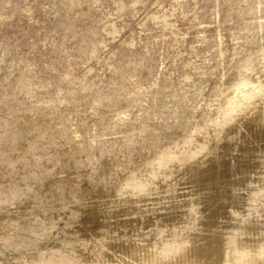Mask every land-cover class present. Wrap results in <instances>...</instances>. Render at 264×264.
<instances>
[{"label":"rangeland","instance_id":"obj_1","mask_svg":"<svg viewBox=\"0 0 264 264\" xmlns=\"http://www.w3.org/2000/svg\"><path fill=\"white\" fill-rule=\"evenodd\" d=\"M263 45L264 0H0V264H39L28 244L59 249L68 238L69 250L48 258L116 264L121 244L162 251L175 231L197 239L188 247L243 234L254 251L264 240V96L223 128L210 119L218 87L263 82ZM137 85L143 99L132 95ZM195 128L203 134L184 145ZM194 149L199 165L171 161L173 174L149 192L125 185L151 179L162 150L182 159ZM188 164L214 178L193 179ZM194 202L212 216L204 236L180 232Z\"/></svg>","mask_w":264,"mask_h":264},{"label":"bare ground","instance_id":"obj_2","mask_svg":"<svg viewBox=\"0 0 264 264\" xmlns=\"http://www.w3.org/2000/svg\"><path fill=\"white\" fill-rule=\"evenodd\" d=\"M178 2V1H177ZM124 8V7H123ZM172 15V14H171ZM158 17V16H157ZM109 18V17H108ZM165 19V18H164ZM111 26V25H110ZM263 26V25H262ZM165 27V26H164ZM115 28V27H114ZM166 28V27H165ZM109 29H112L111 27L109 28ZM106 31H108L109 32V30H106ZM115 31V30H114ZM111 32H113V30H111ZM110 33V32H109ZM113 34V33H112ZM118 35V34H117ZM111 36V35H110ZM104 45V44H103ZM105 46V45H104ZM264 46V45H263ZM264 49V48H263ZM258 52V51H257ZM250 54V53H249ZM252 54H255V52L254 53H252ZM263 54V53H262ZM259 55V54H258ZM253 56V55H252ZM251 56V57H252ZM259 56H257V57H255V58H258ZM255 58H253V59H255ZM261 58H264V57H261ZM260 58V59H261ZM245 59H247L248 60V58L246 57ZM251 60V59H250ZM250 60H249V62H250ZM246 61V60H245ZM248 61H246V63H247ZM258 62V61H257ZM262 62H263V60H262ZM261 62V63H262ZM264 63V62H263ZM250 64V63H249ZM253 64H255V63H253ZM257 64V63H256ZM251 65V64H250ZM249 65V66H250ZM262 65V64H261ZM241 66V65H240ZM244 66H246V65H243V67ZM254 66V65H253ZM260 66V65H259ZM263 66V65H262ZM239 67V66H238ZM242 67V68H243ZM255 67V66H254ZM257 67V66H256ZM261 67V66H260ZM264 67V66H263ZM237 68V67H236ZM242 68H240V69H242ZM250 68V67H249ZM262 68V67H261ZM238 69V68H237ZM245 69V68H244ZM254 69H256V68H254ZM246 71H247V68L245 69ZM244 70L242 69V72H243ZM256 71H257V69H256ZM241 72V73H242ZM247 72H254V71H247ZM259 73H260V71H258ZM263 72V71H262ZM261 72V74H263ZM256 72H254V74H255ZM246 74V73H245ZM240 75H242V74H240ZM244 75V74H243ZM260 75V74H259ZM258 75V76H259ZM256 76H257V74H256ZM258 76L256 77L257 79H251L250 77H252V76H250V77H246V76H242L241 78H239L238 80H234V82L232 83V84H229L228 86H227V88L225 89V87H226V85H223L222 87H218L219 89V91L217 90L215 93L217 94V96H219V95H222L223 97H222V100H220V104H219V108H217V110L215 111V116H214V119L212 120V119H210L212 122H213V124H215L216 125V127L217 126H219V128H223V127H225V125H227L229 122H231L232 120H234V119H236L235 117L237 116V115H239L243 110H245V109H247V110H253V109H255V108H257V107H255L254 105V103L255 102H253V100L255 99V98H260V100L263 98V93H264V79H263V82L262 81H260V80H258L259 78H258ZM254 77H255V75H254ZM261 78H263V75L261 76ZM133 89H134V87H133ZM23 91V90H22ZM131 91V90H130ZM146 91V90H145ZM213 92V93H214ZM136 93H138L139 95H136ZM212 93V94H213ZM132 95H136V97H138V98H140V99H143V92H142V89H141V87H139V85H137V87H136V89H134L133 90V93H132ZM214 95V94H213ZM263 102H264V100H263ZM257 103H259V102H257ZM263 104V103H262ZM73 105V104H72ZM208 106V105H207ZM261 106V105H260ZM259 106V107H260ZM262 106H264V104L262 105ZM260 111H259V113H260V115H264V107H262V108H260L259 109ZM213 111V110H212ZM258 112V111H257ZM34 113H38V112H34ZM243 113V112H242ZM214 114V113H213ZM205 115H207V114H205ZM211 115V114H210ZM256 115H257V113H256ZM201 117H203V116H201ZM207 118V117H206ZM243 118V117H242ZM255 118V117H254ZM260 118V117H259ZM262 118V117H261ZM31 120V119H30ZM200 120V119H199ZM205 120V119H204ZM209 119H208V121H210ZM41 121V120H40ZM43 121V120H42ZM243 121V120H242ZM24 122V121H23ZM22 122V123H23ZM206 122H207V120H206ZM237 122H238V120H237ZM21 123V124H22ZM29 123V122H28ZM201 123V122H200ZM204 123H205V121H204ZM207 123H209V122H207ZM27 124V123H26ZM41 124V123H40ZM59 125V124H58ZM57 125V126H58ZM244 125V124H243ZM30 126V125H29ZM201 126H204L205 127V125H201ZM200 127V126H199ZM31 128V127H30ZM207 128V127H206ZM229 128V127H228ZM249 128V127H248ZM38 129V128H37ZM205 129V128H204ZM241 129V128H240ZM80 130H81V128H80ZM209 130V129H208ZM221 130V129H220ZM219 130V131H220ZM226 130V129H225ZM207 131V130H206ZM206 131H204V132H206ZM215 131H217V129L215 130ZM28 132V131H27ZM190 132V131H189ZM202 133L203 134V132H202V130L200 129V128H195L194 130H193V132L190 134V136L188 137V139H185V141H183V139H180L181 140V142L183 141L184 143V145H188L189 143H191L192 142V140L194 141V138L195 137H197V136H195V134H197L198 135V133ZM211 132V131H210ZM218 132V131H217ZM243 132V131H242ZM39 133V132H38ZM207 133H208V131H207ZM29 134V133H28ZM188 134V133H187ZM194 134V135H193ZM211 133H209L208 134V136L210 135ZM189 135V134H188ZM201 134H199V136H200ZM206 135V133H204V136ZM216 135V134H215ZM232 135V134H231ZM235 135H236V133H235ZM36 136V135H35ZM37 136H38V134H37ZM185 136V135H184ZM187 136V135H186ZM185 136V137H186ZM203 136V135H202ZM201 136V137H202ZM208 136H207V138H208ZM221 136V135H220ZM241 136H242V134H241ZM184 137V138H185ZM206 137V136H205ZM226 137V136H225ZM240 137V136H239ZM238 137V138H239ZM199 139H200V137H198ZM211 138V137H210ZM215 138V137H214ZM218 138H220V137H218ZM242 138V137H241ZM25 139V138H24ZM197 139V138H196ZM37 140V139H36ZM207 140V139H206ZM214 140V139H213ZM212 140V141H213ZM25 141V140H24ZM198 141H200V140H198ZM198 141H196V142H198ZM202 141H203V139H202ZM215 141V140H214ZM226 142V141H225ZM232 142V141H231ZM212 143V142H211ZM174 144H175V142H174ZM182 144V143H181ZM195 144V143H194ZM197 144V143H196ZM200 144V143H199ZM179 145H180V143H179ZM202 147H201V149L200 150H205L207 147L206 146H204L203 145V142H202ZM207 145V144H206ZM210 145V144H209ZM196 146V145H195ZM228 146V145H227ZM235 147H238V146H236V145H234ZM185 147V146H184ZM192 147V146H191ZM196 147H198V146H196ZM196 147H194V148H196ZM230 147H232V146H230ZM167 148V147H166ZM165 148V149H166ZM175 148V147H174ZM173 148V149H174ZM178 148V147H177ZM211 148V147H210ZM209 148V149H210ZM168 149V148H167ZM173 149H171V150H173ZM180 149V148H179ZM229 149V148H228ZM192 150H193V147H192ZM195 150V149H194ZM198 150V149H197ZM196 151V152H189L187 155H185V158H182V159H180V158H177L176 157V155H174L172 152H166V151H161V152H159V155H160V157L159 158H156L155 160H156V166H157V168H155V166H154V168L153 169H151V179H148V180H133L134 182L133 183H129L128 181H126V182H128L129 183V185H128V183L127 184H125L126 186H128L129 187V189H130V187L131 188H133V191H135V193H133L132 195H141V194H143V193H145V192H147L148 191V188H151V187H149V186H151V185H153L154 184V180L155 179H157L158 178V176L161 174H164L165 175V177L167 178V177H169V176H171V174H173V171H172V166L170 165V162L171 161H175V165H176V162H183L179 167L182 169V167H185V164H184V162L186 163V162H189V163H192L193 164V166H196V164L197 165H199V160H201L202 159V157H201V159H199V157L197 158V156L198 155H201L202 154V152L201 151ZM168 151H169V149H168ZM175 151H177V150H175ZM187 151V150H186ZM225 151V150H224ZM182 152H183V149H182ZM188 152V151H187ZM230 152V151H229ZM204 153V152H203ZM185 154V153H184ZM183 154V155H184ZM182 156V155H181ZM224 156V155H223ZM184 157V156H183ZM206 157V156H205ZM204 157V158H205ZM208 157V156H207ZM210 157V156H209ZM220 157V156H219ZM198 159L197 160V162H195V159ZM174 159H176V160H174ZM209 158H207V160H208ZM202 160H204V159H202ZM210 160V159H209ZM208 160V161H209ZM150 161V160H149ZM192 161V162H191ZM194 161V162H193ZM206 161V160H205ZM207 161V162H208ZM227 162V161H226ZM151 163V162H150ZM172 163V162H171ZM203 163V162H202ZM178 164V163H177ZM195 164V165H194ZM205 164V163H204ZM211 164V163H210ZM209 164V165H210ZM203 165V164H202ZM206 165V164H205ZM204 165V166H205ZM223 165H224V163H223ZM227 165V164H226ZM225 165V166H226ZM230 165V164H229ZM149 166V165H148ZM189 166L191 167V165H189L188 164V168H189ZM177 167V166H176ZM178 167V168H179ZM186 167V168H187ZM199 167V166H198ZM214 167V166H213ZM185 168V169H186ZM191 168H194V171L193 170H190V169H186V174H188V173H190V172H192V173H190V176L192 177V175H193V177L194 178H200V177H204V176H206V177H208V178H206V179H210L209 178V176L210 175H213V172H212V170H210V169H202V170H198L197 171V169H195V167H191ZM205 168V167H204ZM222 168V167H221ZM147 169V168H146ZM176 169V168H175ZM215 169V168H214ZM224 169V168H223ZM140 170V169H139ZM189 170V171H188ZM226 170V169H225ZM220 171V170H219ZM233 171V170H232ZM141 172V171H140ZM149 172V171H148ZM147 172V173H148ZM184 173H185V171H183ZM224 172V171H223ZM228 172V171H227ZM136 173V172H135ZM142 173V172H141ZM214 173H216L215 172V170H214ZM143 174V173H142ZM182 174V173H181ZM218 174V173H217ZM216 174V175H217ZM135 175V174H134ZM230 175V174H229ZM142 176V175H141ZM174 176V175H173ZM176 176V175H175ZM228 176V175H227ZM133 177V176H132ZM135 177V176H134ZM133 177V178H134ZM137 177V179L139 178L138 177V175L136 176ZM143 177V176H142ZM192 177V178H193ZM216 177V176H215ZM160 178V177H159ZM189 178V177H188ZM193 178V179H194ZM213 178H214V175H213ZM222 178V177H221ZM230 178V177H229ZM144 179V178H143ZM203 179V178H202ZM201 179V180H202ZM129 180H131L132 181V179H129ZM200 179H198V181H199ZM157 181V180H156ZM155 181V182H156ZM204 181V180H203ZM211 181H212V179H211ZM125 182V183H126ZM194 182V181H193ZM207 182V181H206ZM208 182H209V180H208ZM216 182V181H215ZM158 183V182H157ZM156 183V184H157ZM181 183V182H180ZM186 183V182H185ZM202 183V182H201ZM220 184V183H219ZM241 184V183H240ZM124 185V187H126ZM205 185V184H204ZM236 185V184H235ZM234 185V186H235ZM185 186V185H184ZM43 187H46V185L45 186H43ZM177 187V186H176ZM232 187V186H231ZM47 188V187H46ZM46 188H44V189H46ZM50 188V187H49ZM52 188V187H51ZM172 188V187H171ZM224 188V187H223ZM233 188V187H232ZM44 189H43V191H44ZM124 189V188H123ZM123 189H121V190H123ZM50 190V189H49ZM49 190H48V192H49ZM52 190V189H51ZM128 190V189H127ZM149 190H151V189H149ZM152 190H154V189H152ZM201 190H203V189H201ZM215 190V189H214ZM125 191H126V189H125ZM172 191V190H171ZM45 192H46V190H45ZM114 192V191H113ZM127 192V191H126ZM125 192V193H126ZM130 192V191H129ZM132 192V191H131ZM149 192V191H148ZM175 192V191H174ZM199 193V192H198ZM217 193V192H216ZM39 194V193H38ZM46 194H47V192H46ZM50 194H51V192H50ZM115 194V193H114ZM127 194V193H126ZM149 194V193H148ZM147 194V195H148ZM153 194V193H152ZM163 194V193H162ZM231 194V193H230ZM146 195V196H147ZM170 195H173V194H170ZM111 196V195H110ZM127 196V195H126ZM152 196V195H151ZM150 196V197H151ZM37 197V196H36ZM79 197V196H78ZM165 197V196H164ZM215 197V196H214ZM254 197V196H253ZM160 198V197H159ZM170 198V197H169ZM172 198V197H171ZM229 198V197H228ZM143 199V198H142ZM209 199V198H208ZM216 202V201H215ZM236 202V201H235ZM140 203V202H139ZM169 203V202H168ZM101 204V203H100ZM107 204V203H106ZM113 204V203H112ZM121 204V203H120ZM165 204H167V203H165ZM192 204V203H191ZM152 204H150V206H151ZM199 205V204H198ZM93 206V205H92ZM122 206H124V205H122ZM126 206V205H125ZM171 206V205H170ZM186 206H188L187 204H186ZM200 206V205H199ZM109 207V206H108ZM107 207V208H108ZM120 207V206H119ZM132 207V206H131ZM216 207V206H215ZM220 207V206H219ZM139 208V207H138ZM86 209V208H85ZM84 209V210H85ZM88 209V208H87ZM137 209V208H136ZM162 209H163V207H162ZM187 209V208H186ZM219 209V208H218ZM77 210V209H76ZM79 210H81V209H79ZM122 210V209H121ZM153 210V209H152ZM234 210V209H233ZM101 211V210H100ZM119 211V210H118ZM145 211V210H144ZM147 211V210H146ZM157 211V210H156ZM188 211V210H187ZM125 212V211H124ZM123 213V212H122ZM129 213V212H128ZM186 213V212H185ZM188 213V212H187ZM186 213V214H187ZM91 215V214H90ZM89 215V216H90ZM105 215V214H104ZM164 215V214H163ZM95 216V215H94ZM94 216H92V217H94ZM162 216V215H161ZM205 216V217H204ZM100 217V216H99ZM206 215H205V212L203 213V211L202 210H200L198 207H196V202H194L193 204H192V207H191V209H190V213H189V215H188V224H187V226H186V228H184V230H182L183 229V227H182V231L180 230V232H183V234L185 233V230L186 231H189V230H192V229H195V231H197L196 233H195V235H200V236H204L203 234V232L204 231H206V232H208V227H211V225H209L210 224V222L208 221V220H210L211 218H212V216H210L209 218L210 219H208V217H207V219H206ZM247 217V216H246ZM101 218V217H100ZM123 218V217H122ZM186 218V217H185ZM184 218V219H185ZM244 218V217H243ZM88 219V218H87ZM92 219V218H91ZM99 219V218H98ZM108 219V218H107ZM94 220V219H93ZM101 220V219H100ZM103 220V219H102ZM152 220V219H151ZM104 221V220H103ZM126 221V220H125ZM129 222H130V220H128ZM141 221V220H140ZM140 221H138L139 223H140ZM147 221V220H146ZM241 221V220H240ZM91 222V221H90ZM115 222V221H114ZM159 222V221H158ZM163 222V221H162ZM166 222H168V221H166ZM212 222V221H211ZM127 223V222H126ZM135 223V222H134ZM133 223V224H134ZM101 224V223H100ZM130 224V223H129ZM184 224H185V222H184ZM84 225H86L85 223H84ZM84 225H82V226H84ZM173 225V224H172ZM176 224H174V227H176L175 226ZM181 225V224H180ZM214 225V224H213ZM245 225H247V224H245ZM113 226V225H112ZM127 226V225H126ZM161 226V225H160ZM159 226V229H161V227ZM164 226V225H163ZM168 226V225H167ZM234 226V225H233ZM239 226H240V223H239ZM242 226H244V224L242 225ZM85 227V226H84ZM88 227V226H87ZM123 227V226H122ZM158 227V226H157ZM157 227H156V229H157ZM177 227H179V226H177ZM202 227H204L205 228V230H202L201 228ZM232 227V226H231ZM44 228H45V226H44ZM81 228V227H80ZM89 228V227H88ZM95 228V227H94ZM107 228H109V227H106V229ZM147 228V227H146ZM154 228V227H153ZM168 228V227H167ZM112 229V228H111ZM119 229H120V227H119ZM197 229V230H196ZM85 230V229H84ZM105 230V229H104ZM145 230V229H144ZM240 230V227H238V226H235L234 227V231H239ZM252 230V229H251ZM37 231V233H38V230H36ZM35 231V232H36ZM88 231V230H87ZM90 231V230H89ZM111 231V230H110ZM110 231H107V232H110ZM169 231V230H168ZM98 232V231H97ZM96 232V233H97ZM129 232H131V231H129ZM138 232V231H137ZM171 232V231H170ZM169 232V233H170ZM173 232V231H172ZM249 232H250V230H249ZM252 232H254V231H252ZM251 232V233H252ZM49 233V232H48ZM86 233V232H85ZM114 233V232H113ZM113 233H112V235H113ZM116 233V232H115ZM155 233V232H154ZM179 232H176L175 231V233H174V238H176V237H178L179 236V234H178ZM118 234V233H117ZM116 234V235H117ZM121 235H122V231H121V233H120ZM124 234L126 235V233H125V231H124ZM130 234V233H129ZM146 234V233H145ZM186 234V233H185ZM187 234H189V232L187 233ZM249 234V233H248ZM254 234V233H253ZM253 234H251V235H253ZM89 235V234H88ZM96 235V234H95ZM99 235V234H98ZM102 235V234H101ZM105 235V233H103V236ZM110 235H111V232H110ZM109 235V236H110ZM124 235V236H125ZM149 235H150V233H149ZM157 235H159V233L158 234H156L155 233V236H157ZM169 235V234H168ZM211 235V237L212 238H214V236H215V233H211L210 234ZM230 236H228L227 238H220L219 239V237H220V235L219 234H217L216 236H218V239L216 240V239H212V238H210V236H205V238L203 239V240H206L207 242L206 243H203L202 245H199V246H197L196 244H195V246H193L192 245V247H188V246H186L187 244H189L192 240H190V241H186V239L185 238H187V236H183V237H185L184 239H182L181 238V240H177V239H172V240H170V241H165V243H164V245H162L161 247H162V251H156V252H152V251H150L149 249H148V247L150 248V247H152V245H148V247H145V246H136V245H131V246H128L127 244V246H124L123 244H121L122 246L120 247V251L118 250V252H117V250H116V252L119 254V252H120V254L123 256L121 259H120V261L121 262H118V263H116V264H134V263H136V264H264V240L262 239H260V240H258V243L255 245V248L256 249H253L254 251H252V249H250V248H248L247 247V245H248V242H249V236H248V238H247V240L245 239V237L244 238H242L244 235L243 234H239V235H236V234H234V233H231V234H229ZM246 235V234H245ZM108 236V235H107ZM106 236V238L108 239V237ZM119 236V235H118ZM124 236H122V237H124ZM141 236V235H140ZM144 236H146V235H144ZM148 236V235H147ZM146 236V237H147ZM182 236V235H181ZM180 236V237H181ZM80 237V236H79ZM95 237H98V236H95ZM101 237V236H100ZM145 237V238H146ZM151 237H153V235L151 236ZM163 237V236H162ZM179 237V238H180ZM194 237V236H193ZM198 237V236H197ZM102 238H104V237H102ZM115 239H117L116 237H114ZM128 238H129V235H128ZM148 238V237H147ZM157 237H155V238H152V239H154V241L153 242H156V240H157V242H158V239H156ZM171 238V237H170ZM169 237H168V239H170ZM65 239V238H64ZM81 239H83V238H81ZM95 239H97V238H95ZM109 239H110V237H109ZM112 239V238H111ZM110 239V240H111ZM114 239V240H115ZM151 239V240H152ZM191 239H192V236H191ZM195 239V238H194ZM193 239V240H194ZM44 240V239H43ZM43 240H37L36 242H32V243H30V244H28V246L30 247V249L31 250H33V251H36V253H33V254H28V256H27V258H29V260L30 261H32L33 263L34 262H36L37 260H39V264L41 263L42 264V261H44V259L42 258L43 256H45V261H47L48 262V264H60V263H70L69 261H66L65 259L64 260H59V261H57V260H54V259H50V258H48V254H50V253H56L57 251H60V252H67V250H69V247H70V245H71V243H72V241L71 240H69V238H68V241H67V243H66V247H65V245L64 246H59L60 248L58 249V247H49V246H41L40 245V242H42ZM80 240V239H79ZM87 240V239H86ZM102 240V239H101ZM109 240V241H110ZM113 240V239H112ZM120 240V239H119ZM130 240V239H129ZM66 241V239L64 240V242ZM105 241V240H104ZM118 241V240H117ZM122 241V240H121ZM125 240H123V242H124ZM132 241V237H131V240H130V242ZM143 242H144V240H142ZM147 241V240H146ZM163 241V240H162ZM197 241V239L196 240H194V241H192V244L193 243H195ZM201 241V240H200ZM16 242V241H15ZM63 242V243H64ZM77 242V241H76ZM75 242V243H76ZM106 242V241H105ZM113 242H116V241H113ZM120 242V241H119ZM123 242H120V243H123ZM149 242H150V240H149ZM148 242V243H149ZM157 242L155 243V248H156V244H157ZM164 242V241H163ZM22 243V242H21ZM101 243V242H100ZM109 243V242H108ZM119 243V244H120ZM124 243H127V242H124ZM141 243V242H140ZM88 244V243H87ZM90 244V243H89ZM89 244H88V246H89ZM97 244V243H96ZM105 244H107V243H105ZM119 244H118V246H119ZM150 244V243H149ZM199 244H200V242H199ZM73 245V244H72ZM71 245V246H72ZM109 245H110V243H109ZM117 245V244H116ZM116 245L114 246V248L116 247ZM161 245V244H160ZM81 246V245H80ZM98 246V245H97ZM107 246V245H106ZM111 247H112V243H111V245H110ZM110 246H108L109 248H110ZM191 246V245H190ZM29 247H26L25 249H29ZM85 247V246H84ZM99 247H101V246H99ZM105 247V246H104ZM160 247V248H161ZM56 249V251L55 250H53V249ZM93 248V247H92ZM113 248V247H112ZM111 248V249H112ZM119 248V247H118ZM154 248V247H153ZM153 248L151 249V250H153ZM72 249H74L73 247H72ZM72 249H70V251L72 250ZM81 249V248H80ZM90 249V248H89ZM89 249H87V250H89ZM100 249V248H99ZM115 249H117V247L115 248ZM8 250V249H7ZM98 250V249H97ZM155 250V249H154ZM29 251V250H28ZM108 251V250H107ZM112 251H113V249H112ZM31 252V251H30ZM75 252V251H74ZM100 252V251H99ZM253 252V253H252ZM68 253H70V252H68ZM72 254V253H71ZM85 254V253H84ZM113 254H115V251H113ZM24 255V254H23ZM21 256V255H20ZM98 256V255H97ZM71 257V256H70ZM92 257H93V255H92ZM107 257V256H106ZM16 258V257H15ZM72 259H73V257H71ZM86 258V257H85ZM108 258V257H107ZM125 258H128V259H131L134 263H130V262H126L124 259ZM3 259V258H2ZM104 259V258H103ZM105 260V259H104ZM108 260V259H107ZM116 260V259H115ZM117 261V260H116ZM38 262V261H37ZM85 262H87V261H85ZM95 262H97V261H95ZM109 262V261H108ZM115 262V261H114ZM77 263H79V262H77ZM82 263V262H81ZM80 263V264H81ZM90 263V262H89ZM98 263V262H97ZM104 263V262H103ZM112 263V262H111ZM3 264H5V263H3ZM44 264H47V263H44ZM91 264V263H90ZM94 264V263H93ZM114 264V263H113Z\"/></svg>","mask_w":264,"mask_h":264}]
</instances>
